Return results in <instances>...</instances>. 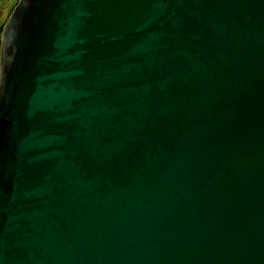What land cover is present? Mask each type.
I'll return each mask as SVG.
<instances>
[{"label":"water","instance_id":"obj_1","mask_svg":"<svg viewBox=\"0 0 264 264\" xmlns=\"http://www.w3.org/2000/svg\"><path fill=\"white\" fill-rule=\"evenodd\" d=\"M0 264H264V0H19Z\"/></svg>","mask_w":264,"mask_h":264},{"label":"flooded vegetation","instance_id":"obj_2","mask_svg":"<svg viewBox=\"0 0 264 264\" xmlns=\"http://www.w3.org/2000/svg\"><path fill=\"white\" fill-rule=\"evenodd\" d=\"M18 1L19 0H0V66L5 28Z\"/></svg>","mask_w":264,"mask_h":264}]
</instances>
